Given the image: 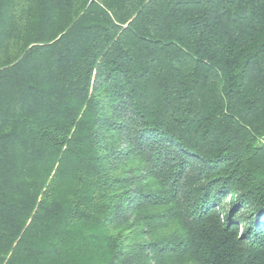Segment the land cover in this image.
Listing matches in <instances>:
<instances>
[{
    "label": "trees",
    "instance_id": "16d2710c",
    "mask_svg": "<svg viewBox=\"0 0 264 264\" xmlns=\"http://www.w3.org/2000/svg\"><path fill=\"white\" fill-rule=\"evenodd\" d=\"M0 264H264V0H0Z\"/></svg>",
    "mask_w": 264,
    "mask_h": 264
}]
</instances>
